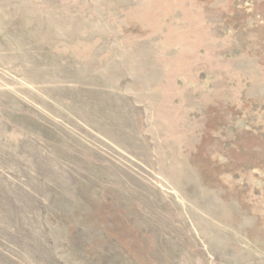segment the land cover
Segmentation results:
<instances>
[{
  "label": "rangeland",
  "instance_id": "1",
  "mask_svg": "<svg viewBox=\"0 0 264 264\" xmlns=\"http://www.w3.org/2000/svg\"><path fill=\"white\" fill-rule=\"evenodd\" d=\"M0 264H264V0H0Z\"/></svg>",
  "mask_w": 264,
  "mask_h": 264
}]
</instances>
